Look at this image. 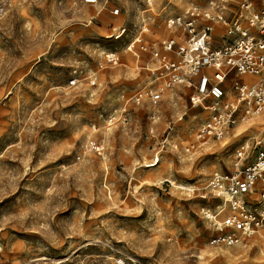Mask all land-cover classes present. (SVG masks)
Returning a JSON list of instances; mask_svg holds the SVG:
<instances>
[{"label":"rangeland","instance_id":"374dc122","mask_svg":"<svg viewBox=\"0 0 264 264\" xmlns=\"http://www.w3.org/2000/svg\"><path fill=\"white\" fill-rule=\"evenodd\" d=\"M208 1L172 0L168 10ZM114 2L122 15L107 10L99 20L82 0H0V264H264V232L211 248L204 217L221 205L211 177L234 171L247 139L264 138L263 119L186 153L208 112L183 87L156 111L135 105L137 88L154 78L134 69L113 36L122 25L136 30L147 0ZM152 2L143 19L166 27L169 0ZM151 24L146 36L160 43L168 34ZM110 50L119 66L106 63ZM86 76L96 85H70ZM123 107L128 122L108 127L107 115ZM152 112L159 120L149 134ZM94 142L101 153L90 152Z\"/></svg>","mask_w":264,"mask_h":264},{"label":"built area","instance_id":"2783aa9c","mask_svg":"<svg viewBox=\"0 0 264 264\" xmlns=\"http://www.w3.org/2000/svg\"><path fill=\"white\" fill-rule=\"evenodd\" d=\"M82 2L107 6L110 0ZM146 3L152 5L151 0ZM119 13V9L112 11L114 16ZM146 24L142 19L132 34L124 28L114 36L116 41L129 37L126 52L136 61L148 55L158 62L154 82L161 85L156 87L152 82L138 90L133 101L137 106L148 102L156 111L166 92L178 87L192 90L190 104L207 111L208 119L198 129L196 143L186 147V153L198 144L221 142L231 131L257 118L263 119L264 127V0H242L238 4L209 0L205 6L190 3L183 12L166 20L167 27L180 35L160 43L145 41ZM104 58L109 66H119L118 52L107 51ZM83 80L96 85L91 76L74 78L70 85L76 87ZM128 116L127 107H123L107 115L105 123L108 127L127 123ZM149 118V134H154L158 113L152 112ZM102 150L97 142L90 147V152ZM158 163L157 157L151 168ZM208 189L221 201L216 210L204 212L215 232L209 241L211 248L238 247L264 232V138L247 139L236 152L234 171L214 174Z\"/></svg>","mask_w":264,"mask_h":264},{"label":"crops","instance_id":"0c3cea01","mask_svg":"<svg viewBox=\"0 0 264 264\" xmlns=\"http://www.w3.org/2000/svg\"><path fill=\"white\" fill-rule=\"evenodd\" d=\"M151 2H152V0H151ZM172 2V0H169V2L166 4V6L164 7V9L162 10V11H166L167 13H170V14H168V16H167V19L170 17V16H172V15H174L173 14V12L172 11H170V10H168V8H169V3H171ZM86 5V4H85ZM145 5H146V9H144L142 12H141V15H144V17H142V19L143 18H145V14H147V13H149V12H151L152 10L150 9V7L153 5V2H152V5L149 7L148 5H147V3H145ZM90 6V5H89ZM187 6V5H186ZM185 6V7H186ZM93 7H95V8H97L98 7V9L100 10L99 11V13H98V16L99 17H96V18H94V19H102L103 17V12H105V11H107V10H109L111 13H112V11L114 10V9H119L120 10V13H119V15L118 16H121L122 15V13H121V8H119L118 7V5H116V3L114 2V0H110V2L108 3V5L107 6H105V5H103V3H99V4H97V5H93ZM184 11V10H183ZM97 12V11H96ZM112 15V16H111ZM110 16L111 17H114V15L113 14H111ZM118 16H115V17H118ZM93 19V20H94ZM92 20V21H93ZM111 22H113V21H111ZM141 23V22H140ZM90 24H92V23H90ZM151 24V22H148L147 24H146V26L147 25H150ZM140 25V24H139ZM152 25V24H151ZM165 25H166V22H165ZM155 27H157V25H152L151 26V30H158V29H162V32H167V37L165 38V39H170V38H174V37H176V36H179L180 35V33L179 32H176L175 30H171V29H169L168 27H167V25H166V27H162V26H159V27H157V28H155ZM124 28H126V29H128L125 25H122V26H119L117 29H116V32H117V34H115L114 36H117V35H119V33H120V31L122 30V29H124ZM153 28V29H152ZM129 30V29H128ZM146 31H147V27H146ZM161 32V33H162ZM113 36V37H114ZM144 39H145V41L147 42V43H149V44H151V43H154V42H149V40H148V38H147V36H146V32H145V35H144ZM164 39V40H165ZM115 40V39H114ZM123 40H125V43H127V41L129 40V37L127 36V35H125V36H122V38L120 39V40H118V41H123ZM116 41V40H115ZM117 41V42H118ZM128 55L129 56H131L133 59H134V64H135V70L137 71V70H140V71H142V73H146V74H148L150 77H155V73H156V70L158 69V62H156V61H154V60H152L151 58H150V56H148V55H142L141 56V58H140V61H136V59L131 55V54H129L128 53ZM120 58H121V55H120ZM138 66H140V67H138ZM149 77V78H150ZM158 83V84H157ZM155 85H161V82H157ZM158 87V86H157ZM178 88H180V87H178ZM184 88V87H183ZM140 89H142V88H140ZM140 89H138L137 88V91L138 90H140ZM184 89H188V88H184ZM192 90H191V94H192ZM263 233V232H262ZM259 236V235H258Z\"/></svg>","mask_w":264,"mask_h":264},{"label":"bare ground","instance_id":"6f19581e","mask_svg":"<svg viewBox=\"0 0 264 264\" xmlns=\"http://www.w3.org/2000/svg\"><path fill=\"white\" fill-rule=\"evenodd\" d=\"M120 38H121V37H120ZM120 38H119V39H120ZM176 94H177V93H176ZM178 95H179V94H178ZM169 96H170V97H172V96L174 97L175 94H170ZM238 135H239V132L236 133L234 137H237ZM159 162H160V161H159ZM145 167L151 168V165H149L148 163H146V164H145Z\"/></svg>","mask_w":264,"mask_h":264}]
</instances>
